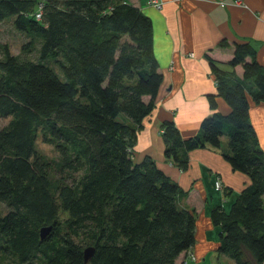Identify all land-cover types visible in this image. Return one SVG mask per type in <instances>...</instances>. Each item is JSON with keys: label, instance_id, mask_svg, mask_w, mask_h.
Listing matches in <instances>:
<instances>
[{"label": "trees", "instance_id": "trees-1", "mask_svg": "<svg viewBox=\"0 0 264 264\" xmlns=\"http://www.w3.org/2000/svg\"><path fill=\"white\" fill-rule=\"evenodd\" d=\"M7 20L29 40L20 56L0 46V264H175L195 245V213L178 207L181 189L151 158H133L163 81L150 19L125 0H0ZM208 61L212 113L187 139L163 122L164 156L184 170L189 152L227 139L222 157L249 185L210 212L217 252L264 264V152L249 121V100L264 104V67L249 43Z\"/></svg>", "mask_w": 264, "mask_h": 264}, {"label": "crops", "instance_id": "crops-1", "mask_svg": "<svg viewBox=\"0 0 264 264\" xmlns=\"http://www.w3.org/2000/svg\"><path fill=\"white\" fill-rule=\"evenodd\" d=\"M125 1L150 19L153 52L163 76L155 108L137 134L133 158L137 163L151 158L181 189L178 207L196 216L195 245L180 254L175 264H234L217 252L220 229L212 224L210 212L215 207L228 211L237 194L249 185V178L234 172L222 157L228 152L225 137L219 149L189 152L187 167L179 169L164 156L160 127L171 121L187 139L198 133L201 121L212 113L207 96L216 90L208 58L224 64L232 57L234 43H249L264 67V0ZM234 71L242 75L240 66ZM216 103L217 112L229 114L222 99ZM249 121L264 152V104L249 100ZM216 181L221 188L215 187Z\"/></svg>", "mask_w": 264, "mask_h": 264}, {"label": "rangeland", "instance_id": "rangeland-1", "mask_svg": "<svg viewBox=\"0 0 264 264\" xmlns=\"http://www.w3.org/2000/svg\"><path fill=\"white\" fill-rule=\"evenodd\" d=\"M29 39L24 37V35L17 32L13 26L11 20H7L4 22H0V46H7L9 49V52L14 56H20V48L21 46L26 43ZM2 50L0 49V58L2 56ZM29 59H34L35 57V51H33L31 54L26 55ZM37 150L43 154L48 159H55L56 154L53 150V148L49 145H46L40 141V138H38V141L36 143ZM194 259V257H192ZM216 264H225L222 263H216Z\"/></svg>", "mask_w": 264, "mask_h": 264}, {"label": "water", "instance_id": "water-1", "mask_svg": "<svg viewBox=\"0 0 264 264\" xmlns=\"http://www.w3.org/2000/svg\"><path fill=\"white\" fill-rule=\"evenodd\" d=\"M56 226V223L54 222L51 226L49 227H45V228H42L40 230V237L41 239H44L45 236L52 230L53 227ZM84 261L85 263H87L89 261V259L92 257V255L94 254V248L93 247H87L84 252Z\"/></svg>", "mask_w": 264, "mask_h": 264}, {"label": "built area", "instance_id": "built-area-1", "mask_svg": "<svg viewBox=\"0 0 264 264\" xmlns=\"http://www.w3.org/2000/svg\"><path fill=\"white\" fill-rule=\"evenodd\" d=\"M37 18H39V15H37ZM215 187H216L217 189L221 188V184H220L219 181H216V183H215Z\"/></svg>", "mask_w": 264, "mask_h": 264}]
</instances>
